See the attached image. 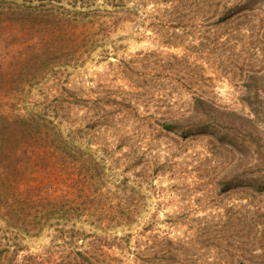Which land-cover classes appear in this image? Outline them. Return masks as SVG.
Masks as SVG:
<instances>
[{
  "label": "rangeland",
  "instance_id": "obj_1",
  "mask_svg": "<svg viewBox=\"0 0 264 264\" xmlns=\"http://www.w3.org/2000/svg\"><path fill=\"white\" fill-rule=\"evenodd\" d=\"M3 1L9 21L52 5L87 14L80 51L11 108L36 114L60 100L58 123L79 149L76 179L83 184L86 161L99 163L98 211L135 221L78 223L87 240L72 241L54 229L31 237L0 218V264H56L91 235L126 241L104 264H264V110L250 104L264 106V0H33L29 11ZM250 74L263 78L259 93ZM201 120L209 128L191 126ZM250 121L260 128L253 140ZM224 178L233 181L226 191ZM169 240L188 255L169 260Z\"/></svg>",
  "mask_w": 264,
  "mask_h": 264
},
{
  "label": "trees",
  "instance_id": "obj_2",
  "mask_svg": "<svg viewBox=\"0 0 264 264\" xmlns=\"http://www.w3.org/2000/svg\"><path fill=\"white\" fill-rule=\"evenodd\" d=\"M21 1L25 10L33 3V0ZM37 1L42 6L45 2H60ZM57 9V5H52L49 15L25 12L23 15L12 13L16 19L11 21L9 14L0 18V218L8 227L31 237L54 229L58 238L86 241L87 235L77 228L78 223L110 229L131 226L135 218L98 211L102 195L96 198L92 193L96 187L95 174L102 167L93 159L85 162L83 184L76 179L79 149L74 139L64 135L58 123L63 119L60 110L64 108L60 100L36 114L23 115L11 108V104L16 107V98L23 101L29 91L60 70L57 68L66 67L67 58L80 51L86 37H90L89 25L81 21L87 14L58 13ZM226 18L221 17L220 22ZM35 28L38 32L32 37ZM256 74L247 77V87L259 93L263 78ZM250 104L257 115L264 110L262 104ZM197 105L213 107L203 98L197 99ZM180 123L172 122L166 128L174 129ZM249 123L253 140L254 136L259 137L260 128L255 121ZM206 124L201 120L191 126L201 131L208 127ZM209 126L220 129L218 123ZM66 171L69 180L64 178ZM232 182L231 178H224L222 189H230ZM89 238L92 240L88 245L67 253L56 264H104L103 260L109 257L108 249H123L126 243L120 238L112 242L104 237L91 235ZM173 244L169 240V248L163 250L169 260L178 259L180 252L188 255L189 246ZM33 258L26 257V262L20 264H32Z\"/></svg>",
  "mask_w": 264,
  "mask_h": 264
}]
</instances>
